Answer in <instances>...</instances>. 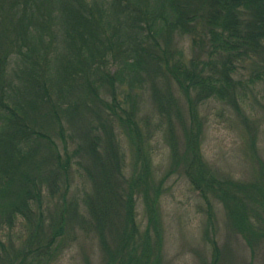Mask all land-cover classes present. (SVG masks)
I'll use <instances>...</instances> for the list:
<instances>
[{"label": "trees", "instance_id": "16d2710c", "mask_svg": "<svg viewBox=\"0 0 264 264\" xmlns=\"http://www.w3.org/2000/svg\"><path fill=\"white\" fill-rule=\"evenodd\" d=\"M259 81L264 0H0V264H53L79 234L97 239L100 264H163L175 174L223 205L251 251L243 264H258L264 164L251 182L214 170L200 108L238 112ZM213 248L204 264H223Z\"/></svg>", "mask_w": 264, "mask_h": 264}, {"label": "rangeland", "instance_id": "374dc122", "mask_svg": "<svg viewBox=\"0 0 264 264\" xmlns=\"http://www.w3.org/2000/svg\"><path fill=\"white\" fill-rule=\"evenodd\" d=\"M247 71L244 69L243 73L246 75ZM248 90L249 96L238 112L214 99L200 108L206 123L202 142L206 161L226 178L244 182L255 180L260 162L264 164V81ZM142 103L143 114L152 109L151 90L145 93ZM154 148V165L160 179L170 155V146L163 133L158 134ZM78 183L81 185L80 178ZM137 207L139 222L145 229L147 222L141 200H138ZM161 212L163 264L209 262L213 257L214 242L226 255L223 264H243L250 258V249L242 236L233 230L223 205L213 200L209 208L185 177L175 174L166 181ZM102 258L97 239L79 234L53 264H100ZM258 258V264H264V249L260 250Z\"/></svg>", "mask_w": 264, "mask_h": 264}]
</instances>
